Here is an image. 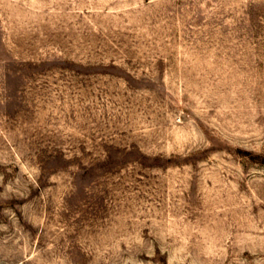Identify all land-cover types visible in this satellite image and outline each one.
Segmentation results:
<instances>
[{"label": "rangeland", "instance_id": "obj_1", "mask_svg": "<svg viewBox=\"0 0 264 264\" xmlns=\"http://www.w3.org/2000/svg\"><path fill=\"white\" fill-rule=\"evenodd\" d=\"M0 264H264V0H0Z\"/></svg>", "mask_w": 264, "mask_h": 264}]
</instances>
